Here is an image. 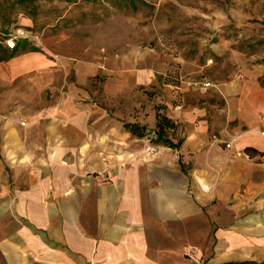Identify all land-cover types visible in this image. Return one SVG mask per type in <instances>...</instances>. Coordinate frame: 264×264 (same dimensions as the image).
<instances>
[{"label":"crops","instance_id":"1","mask_svg":"<svg viewBox=\"0 0 264 264\" xmlns=\"http://www.w3.org/2000/svg\"><path fill=\"white\" fill-rule=\"evenodd\" d=\"M33 55L44 57L11 63ZM121 63H75L76 83L104 75L103 94L117 97L155 81L154 66ZM12 68L1 61L0 78L22 73ZM78 85L32 113L21 98H0V264L264 260V85H222L227 120L244 126L233 145L213 140L197 106L172 109L184 126L179 150L133 136Z\"/></svg>","mask_w":264,"mask_h":264},{"label":"rangeland","instance_id":"2","mask_svg":"<svg viewBox=\"0 0 264 264\" xmlns=\"http://www.w3.org/2000/svg\"><path fill=\"white\" fill-rule=\"evenodd\" d=\"M38 7L34 18L18 13L17 26L0 35V43L8 47L6 40L13 37L24 46L16 56L38 52L44 57L7 60L8 70L18 66L22 73L0 78V98H21L26 113H32L78 85L75 63L110 65L118 58L126 67L154 66L153 84L106 97L104 75L97 74L78 85L88 92L84 102L121 123H148L157 104H165L169 115L181 104L197 106L215 142L233 145L242 137L243 124L225 116L220 89L250 80L264 85V0H38ZM175 76L177 88L163 82ZM27 121L21 117L19 123Z\"/></svg>","mask_w":264,"mask_h":264},{"label":"trees","instance_id":"3","mask_svg":"<svg viewBox=\"0 0 264 264\" xmlns=\"http://www.w3.org/2000/svg\"><path fill=\"white\" fill-rule=\"evenodd\" d=\"M51 1V0H44ZM76 1V0H65ZM38 0H0V35H8L17 26L18 13H25L30 18H34L38 12ZM1 42V39H0ZM24 49V46L15 42L12 48L0 43V62L7 61ZM32 51H38L35 47H30ZM167 75H165L166 77ZM164 83L178 86L177 76L173 79H163ZM174 104V103H173ZM155 125L150 127L147 123L137 120L122 121L123 128L129 131L133 136L138 138L146 137L152 146H166L174 150H179L185 139L184 126L182 122L171 117L166 112L165 104H157L154 107ZM248 151H254L253 148L247 147ZM179 165L182 172H187L190 163H185L179 155ZM221 264H264V260L251 258L224 261Z\"/></svg>","mask_w":264,"mask_h":264},{"label":"built area","instance_id":"4","mask_svg":"<svg viewBox=\"0 0 264 264\" xmlns=\"http://www.w3.org/2000/svg\"><path fill=\"white\" fill-rule=\"evenodd\" d=\"M20 33L23 34L22 30H20ZM8 47L12 48L13 45L15 44L14 38H9L6 40ZM201 85L203 86H208L210 83L208 81H202L200 82ZM24 122H22L23 124ZM260 132L259 134L261 136H264V112L260 115ZM262 193H263V202H264V179H263V184H262Z\"/></svg>","mask_w":264,"mask_h":264}]
</instances>
